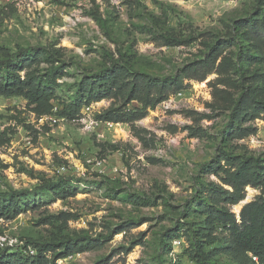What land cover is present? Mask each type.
<instances>
[{"label": "rangeland", "instance_id": "obj_1", "mask_svg": "<svg viewBox=\"0 0 264 264\" xmlns=\"http://www.w3.org/2000/svg\"><path fill=\"white\" fill-rule=\"evenodd\" d=\"M263 11L264 0H0V57L37 47L44 54L30 69L43 77L54 70L56 77L49 113L23 97L0 95V198L34 191L44 180L76 190L63 196L35 191L23 201L27 209L0 217V246L28 242L32 253L31 242L78 234L99 244L56 264L104 258L107 264H193L190 228L204 227L206 217L195 210L196 196L203 184L222 183L223 153L264 159V113L254 117L253 107L251 117L243 116L240 126L255 130L245 138L231 113L243 92L264 100V44L259 27H252ZM243 52L244 78L235 68ZM209 54H217L218 70L203 81L186 80V88L149 107L143 118H98L111 108L143 106L128 98L132 74L174 77ZM115 64L131 71L122 74L126 81L115 94L74 116L58 115L81 81ZM260 194L247 186L242 201L220 205L239 220L243 205ZM61 212L71 217L43 220ZM210 232L202 237L206 251L218 264H237L226 251L227 230Z\"/></svg>", "mask_w": 264, "mask_h": 264}, {"label": "trees", "instance_id": "obj_2", "mask_svg": "<svg viewBox=\"0 0 264 264\" xmlns=\"http://www.w3.org/2000/svg\"><path fill=\"white\" fill-rule=\"evenodd\" d=\"M252 27H255L256 30V27H259L260 32L257 31L256 35L264 44V11L262 20L259 23H253ZM43 54L44 52L37 47H29L20 48L10 55L0 57V95L23 97L36 109L44 113L51 112L54 109L52 103L54 91L50 87V83L56 82L55 71L52 70L48 77H43L36 70L30 69L36 63L37 57ZM246 55L247 52L240 53L238 60L235 62V68L242 78L245 76L241 62L246 58ZM216 62L217 54H209L198 62L187 64L174 77L167 78L136 72L132 74L129 82L131 88L128 98L130 101L138 100L143 106L133 109H128L126 105L111 108L100 114L98 118L115 123L134 122L141 119L145 116L149 107L154 108L157 103L186 88V80H205L213 70H218L219 66H216ZM129 72L131 71L123 65L115 64L105 72L97 74L91 80L81 81L73 100L63 102L58 115L74 116L84 105L91 104L104 96L115 94V91L122 85L120 82L125 83L126 81L125 78H122V74ZM253 107L254 117L261 116L264 113V100L253 99L248 91L243 92L231 108L233 122L236 124V121H239L237 131L240 138H245L255 131L250 127L240 126L243 116L245 118L251 117ZM223 154L227 163L219 166V170L224 173L221 176L222 183L210 182L206 185L203 184L200 190L201 194L196 196L199 202L196 204L197 209H194L203 213L206 217L204 227L190 228L191 240L194 246V251L190 253V259L193 264H218L212 258L211 253L213 252L206 251L202 237L211 235V230L219 228L227 230L228 236L224 240L226 251L234 254L237 264H264V159L255 156H235L227 152ZM225 186H229L230 189ZM247 186L261 189V194L243 205L238 220L234 212L220 204L222 201L230 203L242 201L246 197ZM35 191H38V193L53 191L62 196L76 193V190L67 182L44 180L34 191L13 190L5 198H0V217L12 218L22 210L27 209L30 204L23 201H28L29 197L35 194ZM70 217L69 213L61 212L57 215H49L43 220L48 222L67 221ZM180 225L181 227L177 229L179 231L184 224ZM201 229H210V231L206 234ZM171 235L172 237H179L181 234L180 232H172ZM99 241V239L91 238L88 235L78 234L67 236L59 241H36L31 242L34 247L32 253L27 250L28 242L24 243L23 246L17 243L5 242L0 246V264H56V260L59 258L95 248ZM95 264H107V258L100 259ZM173 264L186 263L179 260Z\"/></svg>", "mask_w": 264, "mask_h": 264}, {"label": "built area", "instance_id": "obj_3", "mask_svg": "<svg viewBox=\"0 0 264 264\" xmlns=\"http://www.w3.org/2000/svg\"><path fill=\"white\" fill-rule=\"evenodd\" d=\"M55 109H56V108H55ZM51 119L54 120V121L57 120L56 118H52V117H51ZM108 124L111 125L112 123H111V122H108ZM263 143H264V141H263Z\"/></svg>", "mask_w": 264, "mask_h": 264}]
</instances>
